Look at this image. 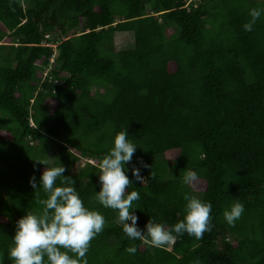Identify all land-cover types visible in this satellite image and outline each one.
Returning a JSON list of instances; mask_svg holds the SVG:
<instances>
[{"label":"trees","instance_id":"1","mask_svg":"<svg viewBox=\"0 0 264 264\" xmlns=\"http://www.w3.org/2000/svg\"><path fill=\"white\" fill-rule=\"evenodd\" d=\"M253 8L264 0H0L3 264L17 221L42 211L40 176L58 166L105 217L88 264H264V15L243 28ZM118 33L133 45L116 49ZM125 130L138 146L125 165L138 228L153 218L171 229L184 193H198L212 205L201 239L129 240L117 211L95 201L100 162ZM186 169L199 174L191 189ZM235 203L244 212L230 226L223 213Z\"/></svg>","mask_w":264,"mask_h":264},{"label":"clouds","instance_id":"2","mask_svg":"<svg viewBox=\"0 0 264 264\" xmlns=\"http://www.w3.org/2000/svg\"><path fill=\"white\" fill-rule=\"evenodd\" d=\"M262 15L264 9H251V19L243 25L244 30L251 32ZM54 58L51 62H54ZM128 137L127 130L116 133L113 146L102 158L99 165L100 191L94 192L95 201L104 208L117 211L116 222L122 225V230L129 240H140L152 247L163 248L174 244L177 236H183L185 233L201 239L203 234L211 231L213 227L210 215L212 205L189 192H185L183 197L186 201L185 215L182 220L172 225L171 229L164 223L155 222L153 218L149 219L144 229L138 228L139 218L134 212V202L138 201L140 196L136 191L126 194L133 182L126 174L125 168V165L132 161L138 146ZM38 162L46 165L45 161ZM65 171L63 166L47 167L40 176L39 189L43 190L46 199L40 201L43 208L39 214L29 212L17 221L12 238L13 246L7 253L12 264H88L86 254L90 242L104 230L106 221L100 212L84 206L74 187L75 182L71 177L63 176ZM131 172L135 182H145L139 168L133 166ZM152 176L155 178L154 172ZM58 178L64 186H56ZM198 180L197 172L189 169L184 171V186L191 189ZM29 183L33 189H37L35 176ZM243 212L244 205L235 203L224 211L223 216L228 225L234 226ZM127 251L131 254L135 253L136 249L133 247ZM0 264H3L2 257Z\"/></svg>","mask_w":264,"mask_h":264},{"label":"rangeland","instance_id":"3","mask_svg":"<svg viewBox=\"0 0 264 264\" xmlns=\"http://www.w3.org/2000/svg\"><path fill=\"white\" fill-rule=\"evenodd\" d=\"M134 36L131 33H118L115 37L116 49H127L133 45ZM53 158H51L52 162ZM197 197L200 198V194L197 193Z\"/></svg>","mask_w":264,"mask_h":264}]
</instances>
